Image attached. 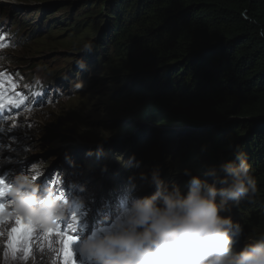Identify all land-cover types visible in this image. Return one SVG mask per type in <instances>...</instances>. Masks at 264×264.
I'll use <instances>...</instances> for the list:
<instances>
[{
  "label": "trees",
  "instance_id": "1",
  "mask_svg": "<svg viewBox=\"0 0 264 264\" xmlns=\"http://www.w3.org/2000/svg\"><path fill=\"white\" fill-rule=\"evenodd\" d=\"M19 1H45L47 10L70 11L100 28L95 37L110 53L106 66L130 83L123 97L155 104L131 122L142 153L209 149L215 165L214 152L223 162L246 152L257 196L235 207V220L244 235L264 232V0Z\"/></svg>",
  "mask_w": 264,
  "mask_h": 264
},
{
  "label": "clouds",
  "instance_id": "2",
  "mask_svg": "<svg viewBox=\"0 0 264 264\" xmlns=\"http://www.w3.org/2000/svg\"><path fill=\"white\" fill-rule=\"evenodd\" d=\"M259 36L264 38V30ZM84 48L90 50L91 45ZM84 66L81 62L80 67ZM83 86L82 82L73 85ZM131 161H136L135 154ZM235 161L219 165L223 176H217L216 169L208 170L205 175L214 178L211 183L184 169L189 177L186 193L178 184L166 183L157 166L149 185L154 192L126 198L111 227L74 237V248L64 264H78L75 256L91 264H264V232L245 238L243 247L234 250L244 236V226L233 219V207L238 208L244 199L254 202L257 196L247 153L237 151ZM141 163L136 161V166ZM139 178L147 180L148 173L140 172ZM8 195L12 217L29 229L51 232L67 218V204L51 193L41 195L39 185L30 178L20 177ZM22 260L23 256L0 255V264H21Z\"/></svg>",
  "mask_w": 264,
  "mask_h": 264
},
{
  "label": "rangeland",
  "instance_id": "3",
  "mask_svg": "<svg viewBox=\"0 0 264 264\" xmlns=\"http://www.w3.org/2000/svg\"><path fill=\"white\" fill-rule=\"evenodd\" d=\"M26 4L30 5L27 1L22 3L19 0H0V10H7L9 15L14 10L18 11L20 14L15 19L22 20L28 17L25 12L22 13V9ZM47 4L48 3L43 1L39 5L45 8ZM34 7L39 6L35 5ZM113 7L114 4H110L108 10ZM131 15L130 12L125 13L124 17L122 16V22H124V20H129V16ZM32 16L33 18L31 19H33V21L30 23L35 25V28L43 36L38 42L34 43L32 49H36V51L42 50L43 55H48L49 52L61 53L64 56L71 55L74 57L84 54L86 50L84 45L91 44L95 40L94 36L96 32L100 30L99 28V30L96 31V24L90 22V20L84 21V19H81L79 21L73 18V13L70 11L46 9L45 14L40 12ZM101 16L102 15L97 18H102ZM69 19L70 22L68 23L67 21ZM38 20L42 25L41 27L36 26V21ZM77 21H79V23L72 26L76 24ZM17 37H19L20 40L23 38L21 34H17ZM90 40L92 41L90 42ZM59 42H69L67 45L72 46V48L57 49L55 52L49 51L48 47L50 46L64 47L60 45ZM92 63L93 61H91L90 64ZM108 66L111 68V63H109ZM85 68L86 65L82 69ZM109 68L107 67V72H104L105 74L98 71L100 74L93 76V78L89 77L90 73L87 72L85 76L88 78L86 81L82 82L84 85L81 88L83 92L70 97L56 109H50L40 114L42 118H40L38 122L44 134L46 131H49L47 137L48 144H54V147L55 145L61 146V148L53 152H62L61 155L64 153L70 155L73 152H78L77 156L82 157L81 162L74 160L75 162L73 164L75 169L76 167L78 168L77 172H89L93 179L96 177L100 178L102 172L105 171L101 178L102 181L106 178L105 174H111L117 169L124 168V164H122L121 161L127 162L133 154L137 155V153L132 150L133 146L131 147V145L135 144V142H132V139L137 137L139 130H134V125H131V122L134 120L137 111L141 113L155 106V104L151 103L139 104L131 97H123L124 89L130 83L125 82V78H120L119 73ZM90 70V72H95L93 68ZM78 82H80V80H78ZM45 115H49V117L45 118ZM121 122L128 124L127 127L132 131V136L127 138L130 131L127 130L125 132L126 127L118 125ZM112 123L117 125H113ZM152 127L161 129V133L167 131V128L161 127L158 124H154ZM20 140H22V137ZM36 140V135L30 137L29 143L31 149L27 152L28 156L34 154L40 156L42 154L41 146H38L41 145V143L36 142ZM109 142L115 143V146H111L112 149H108ZM120 143L124 144L121 145ZM71 148L72 150H70ZM90 148H92L91 150L93 151H91ZM113 148L115 150H113ZM10 150L13 149L10 148ZM167 150L168 151H163L153 162H151L149 158H144L139 169L145 170L146 173L151 175L153 169L159 166L162 171V178L165 182L170 186L172 183L178 184L181 191L185 193L188 190L187 181L189 177L184 175V169H190L193 175H198L209 183H211L214 178L205 175L208 170L216 169L217 176H223V172L220 171L219 168V165L223 163L219 151L214 152L216 159H214L215 165H212L211 161L213 160H208V158H206L207 154H211L209 149L205 151L203 149V151L191 155L188 153L173 154L174 151L170 149ZM227 151H229V149H227ZM89 152L92 153L90 156L87 155ZM13 153H15V151H13ZM23 153L25 154L26 151ZM142 154L148 156V153ZM51 155L54 156L56 153ZM42 162L43 164H55L57 167L61 164L59 157H48L42 160ZM141 182L144 181L142 180ZM217 187H220V185L217 184ZM220 199V197H217L218 201ZM229 204L231 205L232 202L230 201ZM237 213L238 210L233 207L234 220H238ZM251 234L257 236L256 231H253ZM245 238L251 239L253 237H250L249 234H245L241 237L240 241L234 245L235 251H239L243 247L246 242Z\"/></svg>",
  "mask_w": 264,
  "mask_h": 264
},
{
  "label": "snow or ice",
  "instance_id": "4",
  "mask_svg": "<svg viewBox=\"0 0 264 264\" xmlns=\"http://www.w3.org/2000/svg\"><path fill=\"white\" fill-rule=\"evenodd\" d=\"M3 45H0L2 47ZM4 103L0 99V110H3ZM10 191V187L7 185L0 184V197H5ZM0 208H5L4 203H0ZM76 218L72 217V222H75ZM15 227H12L7 231V239L3 242L5 256L12 255L17 256L18 253H22L23 259L27 260L32 252V240L34 238L35 229H29L23 225L19 218L15 219ZM69 229H71L72 224L69 223ZM55 233L56 236L60 238L59 243L61 245L60 252L63 255L64 261L66 257L71 256L72 253V239L71 235H66L61 232L59 228L52 229L51 232H43V239L47 240L50 235ZM3 232H0V236Z\"/></svg>",
  "mask_w": 264,
  "mask_h": 264
},
{
  "label": "bare ground",
  "instance_id": "5",
  "mask_svg": "<svg viewBox=\"0 0 264 264\" xmlns=\"http://www.w3.org/2000/svg\"><path fill=\"white\" fill-rule=\"evenodd\" d=\"M30 18H33V16H31ZM96 55H97V52L94 51V53H93L92 56H91L92 58H90V59L88 60V62H87V64L90 65L91 67H93V70H94L95 72H97V73H95V72H90L91 70H89V73H90L89 77L92 76V75L97 76V75L100 74V73L98 72L99 66H98V65L95 66V62H94V58H95ZM91 61H93L92 64H90ZM65 77L68 78L67 76H65ZM64 87H67V84H66ZM62 88H63V87H62ZM91 149H92V148H90V150H91ZM91 151H93V150H91ZM72 156L75 157L74 155H72ZM58 161H59V160H58ZM58 161H57V163H58ZM71 164H72V163H71ZM61 168H68V166H67V165H62ZM61 168H60V169H61ZM62 178H64V179H63V181L61 182V184L65 183V182L67 181V179H69V170H67V172H66L65 174L62 175ZM57 185H59V183H58ZM57 185H56L55 187H57Z\"/></svg>",
  "mask_w": 264,
  "mask_h": 264
}]
</instances>
